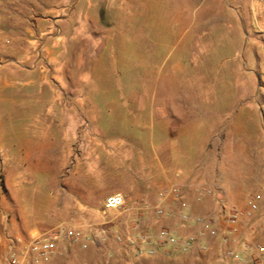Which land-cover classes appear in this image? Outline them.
<instances>
[{
    "label": "rangeland",
    "instance_id": "374dc122",
    "mask_svg": "<svg viewBox=\"0 0 264 264\" xmlns=\"http://www.w3.org/2000/svg\"><path fill=\"white\" fill-rule=\"evenodd\" d=\"M246 2L259 8L244 12L238 0H1L0 236L7 228L26 246L24 231L58 237L72 229L78 241L67 242L83 264H103L97 254L122 264L124 251L133 264L179 256L177 264H190L189 250L137 251L143 235L197 233L193 224L172 231L176 211L156 215L169 188H156L137 214L121 192L142 187L146 173L156 182L155 153L177 185L219 169L242 190L237 175L264 171V95L254 92L252 72L264 50V0ZM93 188L101 198L90 192V207L77 208ZM113 192L124 204L105 210ZM243 195L244 203L251 193ZM202 207L198 216L224 222ZM76 210L88 213L85 230L71 223Z\"/></svg>",
    "mask_w": 264,
    "mask_h": 264
},
{
    "label": "crops",
    "instance_id": "0c3cea01",
    "mask_svg": "<svg viewBox=\"0 0 264 264\" xmlns=\"http://www.w3.org/2000/svg\"><path fill=\"white\" fill-rule=\"evenodd\" d=\"M244 1L250 0H238V3L242 5V10L248 11L252 9H258L259 5L255 2L244 3ZM3 47L2 41H0V49ZM260 59L255 63L256 69L252 71L255 74L256 87L254 92L259 95H264V50L261 49ZM260 82V84H258ZM264 126V123H263ZM142 158V157H141ZM140 158V159H141ZM143 159V158H142ZM153 159L156 160L155 164L157 166L158 172L156 176V182L152 181V176L149 173L142 175L144 183L142 187H132V189L125 190L121 194L125 198V202L130 209L136 210L137 206H141L148 202L150 197L155 194L156 188H161L162 186H167L166 188H178L180 190V195L175 197H168L164 201L163 208L165 212L176 211L175 214L185 213L188 209L191 213V217H198V213L202 212L204 205L210 214L217 217V219H223V213L226 214L229 209L235 208L238 210H244L246 208V202L243 203V194L251 193L248 198H253L257 205V210L253 213L251 218L239 219L235 229H230L225 222L220 223L217 220V227L219 236L212 238L206 236L204 238L205 251L200 245H194L187 253L184 255V259H187L190 264H214L215 260H219L221 264H264V251L259 252L256 250V245H264V171L256 173L255 175H250L248 179L237 175L239 177L240 184L243 185L242 190L233 188L231 186V180L227 178V175L222 173L219 169L207 170L200 169L194 174L190 175L189 178L184 181L179 179L177 185L176 175L174 172L170 173L169 177L166 176V171L164 165L161 163L159 155L154 154ZM141 169L148 168V163H140ZM245 176V175H244ZM252 182V184H250ZM247 183V187H245ZM156 184V185H155ZM165 189V188H164ZM163 190V189H162ZM162 190H158L159 193ZM95 189L86 190V195L81 199L82 203H79L77 208H88L90 207V192L92 193V200L100 199L101 194L98 193L97 196L94 194ZM205 191L209 193H205ZM118 192H113L107 195L111 196L117 194ZM120 193V192H119ZM107 196V197H108ZM106 197V198H107ZM203 197H210L203 200ZM105 198V199H106ZM247 199V200H248ZM246 200V201H247ZM94 204V203H93ZM92 204V205H93ZM138 210H136V214ZM135 214V215H136ZM88 213L84 211H74V218L71 219V223L74 227L85 230L86 222L89 220L87 218ZM140 216H143L140 213ZM202 217V216H199ZM210 218V217H206ZM212 219V218H210ZM176 222L179 223L177 217H175ZM213 220V219H212ZM214 224L215 221L213 220ZM189 227V226H188ZM188 227H175L172 231L178 234H185L188 231ZM35 230L24 231L26 238L33 237ZM38 235H45V231L41 230V233L37 232ZM227 236V244H223L221 237ZM16 238V236H13ZM0 257L5 258L7 256V244L0 236ZM55 244V251L45 260L35 263V255L28 250V245L18 244L15 246V251L19 257V264H67L65 259L70 255L72 257V264H81L79 261L84 262L83 257L77 256L76 250L72 245H70L65 238L62 236L53 237ZM232 250L234 256H228L226 251ZM118 256L122 257L120 260L122 264H133L136 260L133 256L127 252H119ZM204 259V263L200 259ZM182 257H175L173 263H181ZM95 260L103 264H112L109 259L105 258L103 254L95 255Z\"/></svg>",
    "mask_w": 264,
    "mask_h": 264
},
{
    "label": "built area",
    "instance_id": "2783aa9c",
    "mask_svg": "<svg viewBox=\"0 0 264 264\" xmlns=\"http://www.w3.org/2000/svg\"><path fill=\"white\" fill-rule=\"evenodd\" d=\"M205 193L209 192L205 191ZM179 195L180 190L178 188L167 189L160 194V201H165L168 197L177 198ZM123 204V197L120 194H114L108 196L104 200L103 206L105 210H114L121 208ZM256 210L257 205L255 200L250 198L246 201V208L244 210L231 208L226 214L223 213L224 222L230 229L233 230L241 217L251 218ZM155 213L158 217L166 215V212L161 204L156 208ZM176 217L178 218L181 227L185 228L190 224H193L198 229L197 233L195 235H188L184 238L176 237L166 230H160L153 238L148 235H143L139 239L142 246L137 248L138 253L142 254L143 252H147V254L153 255L163 245L172 247L173 250L180 251L189 250L194 245H200L201 248H205V244L203 243L206 236L212 238L219 236L217 227L210 218H203L199 216L192 218L187 213H178ZM61 236L70 243L77 242L79 237L76 231L72 229L65 230ZM2 237L7 244V256L5 258L0 257V264H19V257L15 251V246L21 243V239L12 237L7 228L4 229ZM221 241L224 245L227 244L228 237H221ZM131 244H133V241H129V245ZM144 245L146 247H144ZM255 248L259 252L264 251V245L257 244ZM28 250L35 255V263L47 259L55 251V244L52 235L45 234L31 237ZM226 254L228 256H234V252L232 250L226 251Z\"/></svg>",
    "mask_w": 264,
    "mask_h": 264
}]
</instances>
